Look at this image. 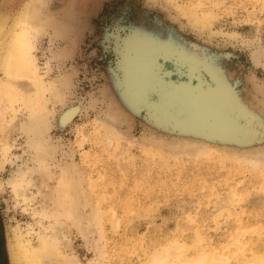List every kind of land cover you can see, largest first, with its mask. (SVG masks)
<instances>
[{
  "label": "rangeland",
  "instance_id": "obj_1",
  "mask_svg": "<svg viewBox=\"0 0 264 264\" xmlns=\"http://www.w3.org/2000/svg\"><path fill=\"white\" fill-rule=\"evenodd\" d=\"M23 1L0 0L6 24ZM42 13L47 30L32 52L37 73L46 83L57 80L62 98L44 94L47 168L38 169L36 149L19 132L26 118L20 105L0 126V138L11 144L0 167V264H10L16 228L34 246L38 233L56 238L77 264H147L149 254L175 242L184 257L210 255L226 264L262 254L264 0H44ZM169 53L186 59L202 87L218 81L227 106L242 113L214 124L196 120L182 101L162 103L156 77H185L183 70L168 73ZM19 87L30 89L26 80ZM141 106L156 125L202 138L156 129L135 111ZM72 108L61 124V113ZM258 135L246 147L205 141ZM19 174L29 184L15 195L9 183ZM63 176L74 186L75 222L61 208L60 216L43 215L56 209Z\"/></svg>",
  "mask_w": 264,
  "mask_h": 264
},
{
  "label": "bare ground",
  "instance_id": "obj_2",
  "mask_svg": "<svg viewBox=\"0 0 264 264\" xmlns=\"http://www.w3.org/2000/svg\"><path fill=\"white\" fill-rule=\"evenodd\" d=\"M43 2L44 0H24L16 7L15 12L10 18L9 25L6 24V15L3 18L0 17V126L6 128L13 121L16 112H18L16 109L17 104L23 108L26 118L21 123V128L20 126L18 127L20 130H18L21 134L25 135L27 143L30 142L36 149L38 169L47 168L44 158L48 151H46L45 145L41 141V125L47 119L45 115H48L45 104L47 95L45 96L44 94L46 91L49 92L52 96L51 99L55 98L52 101H57L58 99L61 101L60 99L62 98L59 91H57L60 87L58 81L51 79L46 83L43 80L44 76L37 73L39 67L36 65L37 57L32 52L33 40L38 39L47 30L45 29V26L48 25L47 18L42 13ZM60 54L65 55V52L62 51ZM61 59H63V56ZM167 59L170 62L168 73L182 75L183 70L185 77H183V80H171L155 76V80L160 84L161 91V94L157 96L166 106L168 102L175 103L176 101H182V103L184 102L189 106L190 110L195 111L196 115L192 117L196 120L204 122L209 119L214 124H220V122L227 121L231 117L239 116L242 113L239 109V111L237 110L234 104L227 106L228 99L216 88L218 81L214 80V82L210 80L209 83L212 89L202 87V79L193 73L191 65L186 59H181L170 53L167 55ZM156 65L163 73L162 68H164V65L162 63H157ZM23 80L29 82V91H24L19 87V84ZM64 83L67 85L69 82ZM153 85L155 87V81L150 82L148 86L151 89ZM215 90L218 94L215 93ZM47 101L49 100L47 99ZM74 109H66L67 111L62 112L59 116V122L61 124L69 122ZM10 148L11 144L0 138V167L7 160ZM244 160L246 163L251 162L255 164L258 161L254 158H245ZM68 178L70 179V177H66L65 180L63 176L60 180L62 185L56 190V196L54 197L56 209L54 208L50 213L43 212V215L47 216V218L54 217L55 211L57 212L56 216H60L58 208H61L66 219H71L75 222L76 218L73 216L74 207L71 202L74 186L71 181H68ZM9 184L14 194L17 195L23 185L29 184V180H26L24 174H19ZM40 215L41 217L43 216L42 214ZM12 232V238L8 244V260L10 264H51L55 259L61 260L63 264H77L74 261L75 259H72L73 257L71 258L61 253L56 238L52 236L38 233V245L34 246L30 240L25 238L28 232H26L25 236L21 232H17V228ZM179 249L180 246L176 242L173 243V246L172 244H166L160 247V250L149 254L150 258H148L147 264H226L225 258L212 257L210 255L206 256L202 254L196 255L197 257L192 256L187 258L181 255V251L178 253ZM241 264H264V252L262 254L253 253L250 258L243 260Z\"/></svg>",
  "mask_w": 264,
  "mask_h": 264
},
{
  "label": "water",
  "instance_id": "obj_3",
  "mask_svg": "<svg viewBox=\"0 0 264 264\" xmlns=\"http://www.w3.org/2000/svg\"><path fill=\"white\" fill-rule=\"evenodd\" d=\"M122 94H123V92H122ZM135 111L137 113H142L146 117V119H149L150 122L152 123V125L158 130L165 131L167 133L177 134L180 136H191V137L198 138V139L202 138L199 134L197 135L196 133H193V132L180 130L176 127L173 128L170 125H164V124L156 125L153 121H151V119L149 118V114H148L147 110L143 106L138 107L137 109H135ZM262 124L264 125V121L262 122ZM59 129H61V128H59ZM260 135H258V137L256 136V137L248 138V139L242 140V141L232 140V139H227V138H216V139H214L213 137H209L208 140H205V141L209 142V143L234 145L237 147H246V146H249L253 143H256L260 139L259 138Z\"/></svg>",
  "mask_w": 264,
  "mask_h": 264
},
{
  "label": "flooded vegetation",
  "instance_id": "obj_4",
  "mask_svg": "<svg viewBox=\"0 0 264 264\" xmlns=\"http://www.w3.org/2000/svg\"><path fill=\"white\" fill-rule=\"evenodd\" d=\"M1 260H2V259L0 258V262H1Z\"/></svg>",
  "mask_w": 264,
  "mask_h": 264
}]
</instances>
